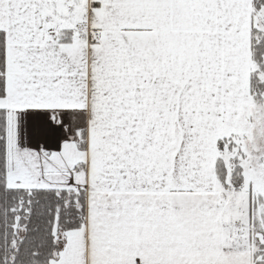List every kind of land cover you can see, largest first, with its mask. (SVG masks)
Listing matches in <instances>:
<instances>
[{
	"label": "snow or ice",
	"instance_id": "6c2138e0",
	"mask_svg": "<svg viewBox=\"0 0 264 264\" xmlns=\"http://www.w3.org/2000/svg\"><path fill=\"white\" fill-rule=\"evenodd\" d=\"M0 264H264V0H0Z\"/></svg>",
	"mask_w": 264,
	"mask_h": 264
}]
</instances>
